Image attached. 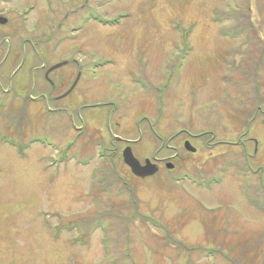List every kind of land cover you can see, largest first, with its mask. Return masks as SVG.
<instances>
[{
    "label": "rangeland",
    "instance_id": "1",
    "mask_svg": "<svg viewBox=\"0 0 264 264\" xmlns=\"http://www.w3.org/2000/svg\"><path fill=\"white\" fill-rule=\"evenodd\" d=\"M0 15V264H264V0Z\"/></svg>",
    "mask_w": 264,
    "mask_h": 264
},
{
    "label": "water",
    "instance_id": "2",
    "mask_svg": "<svg viewBox=\"0 0 264 264\" xmlns=\"http://www.w3.org/2000/svg\"><path fill=\"white\" fill-rule=\"evenodd\" d=\"M4 20H0V23H4ZM61 65L54 67L51 70L59 68ZM184 148L189 153H195V149L190 146L188 142L184 143ZM122 158L124 164L130 169V172L133 176L144 179L150 176H153L156 173V168L153 164L150 163L149 160H146L144 165H140V163L134 158L131 149L129 147L125 148L122 152ZM168 168H171V165H167Z\"/></svg>",
    "mask_w": 264,
    "mask_h": 264
},
{
    "label": "flooded vegetation",
    "instance_id": "3",
    "mask_svg": "<svg viewBox=\"0 0 264 264\" xmlns=\"http://www.w3.org/2000/svg\"><path fill=\"white\" fill-rule=\"evenodd\" d=\"M0 17H3L2 15H0ZM4 18V17H3ZM7 21V20H6ZM4 24H6V22L4 23ZM4 24H0V26L1 25H4ZM2 40H1V38H0V42H1ZM10 41V40H9ZM8 43H10V42H8ZM1 87V86H0ZM64 98V97H63ZM62 99V98H61ZM121 140H119L118 142H120ZM124 142V141H123ZM127 142V141H126ZM131 142L129 141L128 142V145L127 146H129V144H130ZM125 144V143H124ZM107 150V152H110V149L108 150V149H105L104 151H106ZM153 161H155L156 163H154ZM151 162H153L154 163V166L156 167V173L159 171V168H160V164H161V162H162V160H157V159H151Z\"/></svg>",
    "mask_w": 264,
    "mask_h": 264
}]
</instances>
